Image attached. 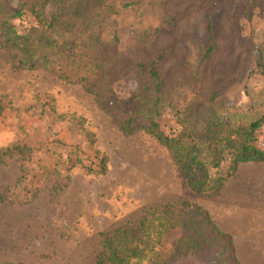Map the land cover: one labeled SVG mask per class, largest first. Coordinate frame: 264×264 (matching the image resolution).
Here are the masks:
<instances>
[{"label":"rangeland","instance_id":"1","mask_svg":"<svg viewBox=\"0 0 264 264\" xmlns=\"http://www.w3.org/2000/svg\"><path fill=\"white\" fill-rule=\"evenodd\" d=\"M112 1L119 5L133 2V18L138 21L134 26L128 24L131 10L129 20L117 21L119 48L142 43L143 39L148 40L144 42L146 48H165L171 38H176L188 62L198 69L197 77L207 78L211 85L230 82L222 87L219 106L234 112L237 119L251 114L255 104L251 97L264 86V69L255 67L258 48L264 62V14L245 18L238 12L232 19L225 8L229 2L214 5L218 0ZM16 2L0 0V6L15 7ZM212 4L216 51L198 64L199 47L192 39L207 42L204 13ZM250 10L248 7L247 12ZM16 11L9 23L23 34L35 20L29 12ZM46 11H51V4ZM233 11H237L235 7ZM156 28L159 34L150 36ZM113 89L108 103L123 109L136 107L130 80L115 81ZM0 96H6L20 110L19 114L7 111L1 115L0 147L16 141L43 143L24 170L15 158L0 165V264H93L101 232L134 222L149 209L178 199L204 207L225 239L232 240L234 255L224 245L210 243L196 254L178 256L171 264H264V202L257 218L251 219V238H243L233 225L231 196L220 192L208 197L192 191L166 149L153 137L143 131L123 133L97 96L46 71L14 68L2 48ZM193 96L189 87L174 89L158 118L167 134L173 135L179 128L175 108ZM75 118H82L84 127L93 133L95 141L90 148L108 157L107 170L104 174L87 173L76 165L68 173L66 186L52 191L44 186V167L65 176L69 155L75 157L71 152L75 146L85 165L93 160ZM259 183H254L256 192L251 198L256 203L264 198ZM204 236L211 238L209 232Z\"/></svg>","mask_w":264,"mask_h":264},{"label":"trees","instance_id":"2","mask_svg":"<svg viewBox=\"0 0 264 264\" xmlns=\"http://www.w3.org/2000/svg\"><path fill=\"white\" fill-rule=\"evenodd\" d=\"M220 1L214 5L223 3L225 6L229 2L225 8L232 19L238 12L245 18L264 14V0ZM48 4H51L50 12L46 11ZM133 6V2L119 5L112 0L94 3L17 0L15 7L0 6V48L16 69L43 70L97 96L100 106L112 115L123 133L143 131L161 144L192 191L217 196L240 163L264 162V149L256 146L264 127V86L251 97L255 101L251 114L246 119H237L234 112L221 108L217 102L222 87L230 82L211 85L207 78L197 77L198 69L188 62L176 38H171L165 48H146L147 39L125 49L119 48L117 21L129 20L132 15L128 24L134 26L138 21L133 18ZM248 7L251 12H247ZM213 9L212 4L204 13L207 42L192 39L199 47L198 64L216 51ZM16 10L29 12L35 20L23 34H18L9 23L17 14ZM130 10L132 13L128 15ZM135 31L133 33L138 35ZM159 32L156 28L150 36ZM255 67L264 69L259 48ZM120 79L134 84L132 94L137 105L133 109H123L107 101L114 93V82ZM178 87L191 88L194 96L175 108L179 128L170 135L160 127L158 118ZM7 111L20 113L6 96H0V117ZM75 120L90 148L95 141L93 133L84 127L82 118ZM42 146L40 142L16 141L0 147V165L15 158L24 170ZM74 149L75 152H71L75 157L69 155L71 160H68L65 176L43 168L46 188L63 189L69 180V171L76 165L87 173L106 172L108 157L105 154L90 148L93 160L85 165L78 146ZM0 200H3L1 196ZM205 232H209L211 238L205 237ZM210 243L224 245L234 255L232 240L225 239L209 212L197 203L178 199L149 209L134 222L101 232L93 264H135L138 260H144L145 264H171L178 256L196 254Z\"/></svg>","mask_w":264,"mask_h":264},{"label":"crops","instance_id":"3","mask_svg":"<svg viewBox=\"0 0 264 264\" xmlns=\"http://www.w3.org/2000/svg\"><path fill=\"white\" fill-rule=\"evenodd\" d=\"M263 167L264 162L240 163L230 177L231 180L227 179L221 190L222 196H231L233 225L237 228V234L244 235L243 238H251V219H256V213L263 210V197L259 203L251 199L252 193L256 192L254 183L257 181L260 182L258 187L262 190L261 194H264V172L261 171Z\"/></svg>","mask_w":264,"mask_h":264},{"label":"built area","instance_id":"4","mask_svg":"<svg viewBox=\"0 0 264 264\" xmlns=\"http://www.w3.org/2000/svg\"><path fill=\"white\" fill-rule=\"evenodd\" d=\"M256 146L260 149H264V127L262 128L261 133L257 138Z\"/></svg>","mask_w":264,"mask_h":264}]
</instances>
